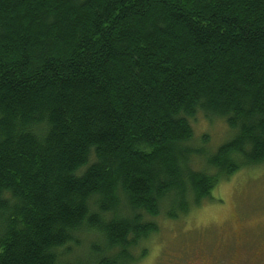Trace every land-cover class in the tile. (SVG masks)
Returning <instances> with one entry per match:
<instances>
[{"label": "trees", "instance_id": "obj_1", "mask_svg": "<svg viewBox=\"0 0 264 264\" xmlns=\"http://www.w3.org/2000/svg\"><path fill=\"white\" fill-rule=\"evenodd\" d=\"M262 162L264 0H0V264H135Z\"/></svg>", "mask_w": 264, "mask_h": 264}, {"label": "rangeland", "instance_id": "obj_2", "mask_svg": "<svg viewBox=\"0 0 264 264\" xmlns=\"http://www.w3.org/2000/svg\"><path fill=\"white\" fill-rule=\"evenodd\" d=\"M204 115L198 109L191 118L188 144L204 152L193 158L194 168L233 136L222 118ZM155 220L158 230L140 243L136 252L144 254L135 264H234L230 261L237 257L264 258V162L221 178L209 197L177 219L159 215Z\"/></svg>", "mask_w": 264, "mask_h": 264}, {"label": "flooded vegetation", "instance_id": "obj_3", "mask_svg": "<svg viewBox=\"0 0 264 264\" xmlns=\"http://www.w3.org/2000/svg\"><path fill=\"white\" fill-rule=\"evenodd\" d=\"M232 257L234 258L235 256L232 255ZM232 257H230V258H232ZM240 261H245V264H264V258H262V257L259 258L257 256L247 258V259H242L241 257H237L235 260L230 261V262L236 264Z\"/></svg>", "mask_w": 264, "mask_h": 264}]
</instances>
